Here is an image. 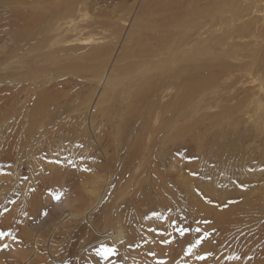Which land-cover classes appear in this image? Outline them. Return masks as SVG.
<instances>
[{"label": "rangeland", "instance_id": "obj_1", "mask_svg": "<svg viewBox=\"0 0 264 264\" xmlns=\"http://www.w3.org/2000/svg\"><path fill=\"white\" fill-rule=\"evenodd\" d=\"M151 1L74 0L70 13L69 11L63 12L64 16L57 24V27L61 28H57L55 42L58 46L55 44L54 48L68 47L67 43L70 40L72 47L69 46V48L84 49L74 53L73 58L83 60V58L88 59L96 54L95 49H103V46L111 44L112 54L108 53L107 56L111 57L109 61L113 62L117 58L116 51H113L115 46L119 45L121 50L122 43L124 46L131 45L136 40L133 36V29L138 27L149 29L153 22L155 24L158 21L160 24L162 21V24L171 16V10H167V3L173 0H164L166 8L158 13L150 11L143 15V5ZM179 1V5H183L184 8L186 6H190V9L194 8V0ZM59 2L64 3L65 0H0V50L6 44L12 43L13 45L10 34L12 35L16 27L23 26L18 20L24 19L22 22L24 26H28L27 29H30V25L35 27L37 23H33L32 20L37 22L38 18L43 19L42 13L46 8L54 7ZM163 10L166 11L163 13ZM242 21V16H239L232 21L219 24L218 31L222 33L219 28L227 32L233 31L239 39L237 42H242L241 45L245 44L243 42L263 43L262 34V37L257 35V38H254L250 32L241 29ZM189 22L190 18L185 16L178 23V27L185 28ZM157 34L154 32L153 36ZM81 38L89 41H79L83 43L80 44L78 40ZM185 47L167 49L162 56L179 62H187L188 59L200 58L204 55H201L197 47L192 45H185ZM228 48L229 46H225L224 50L219 48L220 51L216 50V53L225 52ZM27 49L29 54L25 56V60H30L33 55L30 43L27 44ZM147 59L149 60L147 63L133 70L124 69L122 64L125 65V63H116V70L107 74L110 76L108 83L102 86L103 89L100 87L95 89L103 93L98 100L99 104L107 106L120 101V98L114 95V90L121 88L119 83L121 78L135 75V73L140 75L142 72L161 70L157 63L160 60ZM14 61L15 59H9L5 64L10 66ZM92 63L96 65L101 63V60L95 58ZM146 76H153V73H148ZM25 77H28V74H25ZM50 85L51 83H44L38 86L37 90L33 91L34 95L30 97L25 110L30 112L35 96L41 94ZM31 86L35 87V85ZM67 90V88L62 90L59 88L58 92L65 94ZM63 96L61 100L65 103L67 100L64 101ZM132 97L131 94L130 98L126 97V100L131 102ZM27 122L26 118V125ZM222 124L226 127L222 131L223 134L217 137L224 140V143L215 142L219 144L215 151L209 146L205 155L201 157L199 147L193 143L195 150L188 153L189 144L192 143L190 136L187 142H181L184 145L177 151L176 148L170 150L171 152L175 150V152H170L167 173L165 172V186H147V184L138 189L136 183L134 186H127L124 181L118 182L122 168L120 160L115 156L117 154L116 141L103 142L104 145L107 143L110 145L105 150L107 157L114 156V159H117H115V165L112 166L113 183L104 186L111 181L108 158L104 154L103 147L97 144L93 135L92 137L91 135L84 136L80 130L71 133L73 137L65 136L64 143L61 140L60 145L57 146L54 145L55 136L45 139L42 144H38V147L45 152L42 151L43 155L34 156L32 163L31 155L25 152L20 157L21 159L11 158V164L7 165L4 160L6 155L0 153V166L1 163L4 166L0 169V230H10L16 237V239H12L11 236L0 239V246L9 244L7 248L0 247V264H30L22 257L13 256L15 252H18L19 255L26 257L28 251L23 247L27 248L29 245L30 234L32 232L34 234L42 232L45 233L44 235L49 233L48 236L52 234V228L65 214L81 212L82 208H85V203L94 188H99L100 191L108 188L107 193L104 191L106 193L104 202L90 219V221L95 220L97 224L91 225L87 220L88 217L70 219L66 227L61 226L60 230L58 228L57 233L53 234L52 246L50 244L45 248L48 259L41 264H81L84 256L89 257L88 260L91 261H88L89 264H264V121L261 125L253 122L246 126L243 123L228 120L219 123L214 128L219 129ZM4 130L5 127L0 125V150ZM14 132L15 138L19 139L21 129L18 125ZM69 132L66 128L65 134ZM114 135L112 134V138ZM88 143L91 144L88 145ZM36 162L39 163L36 164ZM57 195L60 196L59 200L56 199ZM134 195L131 208L129 206L130 209L126 212L132 216L135 244L133 241L132 244L129 243L126 246L128 250L126 253L119 250L121 253L116 259L112 257L117 254L118 249L114 255L104 259L95 251L100 246L99 244L104 243L115 248L118 246L113 245L111 240L103 241L101 234L106 224H104L105 218L102 210L104 212V206L108 201H114V198L118 197L117 202L122 206L126 205L128 199ZM33 209L36 210L33 211ZM153 213L158 215H153ZM179 227L187 228L189 231L180 235L176 231ZM91 236L93 239L90 238ZM165 240L168 243H164ZM198 240L200 243L188 252V246L195 244ZM20 248L22 249L19 250ZM8 249L13 250L12 254ZM8 253L13 256L12 259L4 258ZM201 256L204 259H199Z\"/></svg>", "mask_w": 264, "mask_h": 264}, {"label": "bare ground", "instance_id": "obj_2", "mask_svg": "<svg viewBox=\"0 0 264 264\" xmlns=\"http://www.w3.org/2000/svg\"><path fill=\"white\" fill-rule=\"evenodd\" d=\"M73 2L74 0H65L64 3L59 2L54 7L46 8L42 13L43 19L38 18L37 22L32 20L38 25L35 27L30 25V29H27V25L24 26L22 22L24 19L18 20L23 26L16 27L12 35L10 34L13 45L6 44L0 50V86L5 85L0 88V125L5 127L0 153L6 155L4 160L7 165L11 164V158L19 159L25 152L31 155L32 163L34 156L43 155L45 152L38 147L45 139L55 136L54 145L57 146L61 140L64 143L65 136L80 130L84 136L93 135L104 151L110 145L108 143L104 145L103 142L116 141L115 156L120 160L122 168L120 174L122 179L119 177L118 182L124 181L127 186H134L136 183L138 189L147 184L165 186V172L170 154L175 152L170 150L176 148L177 151L184 145L181 142H187L189 136L192 143L189 147L186 145L188 153L194 152L192 145L194 143L199 147V154L203 157L209 146L215 151L219 145L215 142L224 143V140L217 136L223 134L226 125H220L219 129L214 128L219 123L228 120L246 126L253 122L260 125L263 123L264 41L255 44L243 42L245 44L241 45L242 42H237L239 39L233 31L227 32L219 28L222 32L220 33L218 25L242 16V30L250 32L254 38L261 34L264 36V0H194V8L191 9L190 6L184 8L183 5H179V0H173L167 3V10H171L168 20L165 19L162 24V21L160 24L158 21L155 24L151 22L150 31L143 27L133 29L136 40L131 45L124 46L122 43L121 50L119 45L115 46L113 51H116L117 58L113 62L109 61L111 57L107 56L108 53L112 54L111 44L103 46V49H95L96 54L83 60L73 58L72 55L83 48H69L72 45L70 40L67 48H54L56 31L61 28L57 27V24L64 16L63 12L70 13ZM179 6H182V9ZM143 7V15L150 11L158 13L166 8V3L164 0H152ZM165 11L163 10V13ZM185 16L190 18V22L181 29L178 23ZM154 32L158 34L153 36ZM229 35L230 37H227ZM79 41L89 40L81 38ZM82 42L79 43L83 44ZM28 43L31 44L33 55L30 60H25V56L29 54ZM61 44L63 45V42ZM185 45L199 48L201 55H204L188 59L187 62L162 56L167 49H182L186 48ZM225 46H229L227 51L216 53V50L220 51L219 48L224 50ZM95 58L101 60V63L94 65L92 60ZM147 58L160 60L157 63L161 70L142 72L140 75L135 73L121 78L119 82L121 88L114 90V95L119 97L120 101L107 106L99 104L98 100L103 93L95 89L98 87L103 89L102 86L108 83L110 76L107 74L116 70V63H125L122 64L124 69L133 70L147 63L149 61ZM9 59H15L10 66L5 64ZM148 73H153V76H146ZM25 74H28V77H25ZM44 83L51 85L35 96L34 104L30 106L31 110L28 112L25 106L34 95L33 91ZM10 86L14 88H9ZM59 88L68 90L64 94L58 92ZM131 94L133 97L129 102L126 97L130 98ZM62 96L64 101L67 100L65 103L61 100ZM16 125L21 129L19 139L14 136ZM66 128L69 129V134H65ZM60 129L63 131L60 132ZM112 134H115L114 138ZM93 148L96 149L94 145ZM55 149L59 151L58 148ZM104 154L107 157L106 151ZM107 158L110 159H107V162L111 181L104 186L113 183L112 166L116 162L114 156ZM1 168H4L3 163ZM104 191L107 193L108 188ZM104 191L94 188L85 203V208H82L81 212L65 214L56 222L49 236L47 235L49 233L44 235L42 232L36 234L32 232L29 245L27 248L23 247L28 251L26 257L19 255L18 252L13 256L22 257L30 264L45 263L48 259L45 248L50 244L52 246L54 233H57L58 228L60 230L61 226L66 227L73 217H88L87 220L90 221L91 216L104 202L106 195ZM134 197L135 195L122 206L117 202L118 197L114 198V201H108L104 206V212L102 210L106 224L101 234L103 241L111 240L113 245L118 246L115 248L118 249L117 254L112 259L120 256L119 250H122V253L128 252L126 246L132 244V241L135 244L132 216L126 212L131 208ZM95 223V220L90 221L93 226ZM92 237L90 238L93 239ZM12 251L9 250V253L12 254ZM9 253L5 259L13 257ZM88 259L89 257L84 256L81 264H89Z\"/></svg>", "mask_w": 264, "mask_h": 264}, {"label": "snow or ice", "instance_id": "obj_3", "mask_svg": "<svg viewBox=\"0 0 264 264\" xmlns=\"http://www.w3.org/2000/svg\"><path fill=\"white\" fill-rule=\"evenodd\" d=\"M193 175H195V173H193ZM56 199L59 200L60 199V196L57 195L56 196ZM5 211H7V209H5ZM44 214L46 215L47 213L45 212ZM153 215H158V214L157 213H153ZM173 223H175V221H173ZM176 231H178L180 233V235H184V233L187 232V231H189V229L184 228V227H179V228L176 229ZM197 231H199V229H197ZM205 235H207V233ZM8 236H11L12 239H16L15 235L10 230H8V231L0 230V239H3V238L8 237ZM163 242L164 243H168L167 240H165ZM199 243H200V241L198 240V241H196L195 244H190L188 246L187 251L188 252H191L192 249L194 247H196ZM0 247L7 248L8 245L7 244H4V245H2ZM95 251H96L97 255L103 257L104 259H107L109 256L115 254L116 249H115L114 246L110 247V246H108V245H106L104 243H101L100 246L95 249ZM230 258H235V257H230ZM199 259H204V257L201 256V257H199Z\"/></svg>", "mask_w": 264, "mask_h": 264}]
</instances>
